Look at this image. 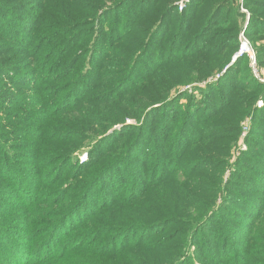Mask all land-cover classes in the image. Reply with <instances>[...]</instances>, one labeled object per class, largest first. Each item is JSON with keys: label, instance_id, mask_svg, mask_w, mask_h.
I'll return each instance as SVG.
<instances>
[{"label": "trees", "instance_id": "16d2710c", "mask_svg": "<svg viewBox=\"0 0 264 264\" xmlns=\"http://www.w3.org/2000/svg\"><path fill=\"white\" fill-rule=\"evenodd\" d=\"M51 1L0 0V178L13 180L18 170L24 171L15 164L17 153L8 142L7 132L14 124L11 118L25 122L27 130L46 124L48 112L41 108L48 83L70 78L80 69L73 88L53 87L61 93L59 100L46 105L47 109L77 111L83 104L99 107L94 116L86 117L99 131H77V142L91 138L89 158L79 166L80 171L102 164L90 188L99 180L107 186L119 172L120 189L114 187L109 205L117 208L124 204L136 211L140 203L135 201L146 197L148 190L176 184L178 178L186 182L201 174L198 176L205 184L194 194L186 185L183 190L173 188L171 196H164L173 199L152 202L153 207L147 210L152 217L148 224L144 219L134 224L136 230H170L156 241L155 250L165 252L156 264H197L190 255L192 250L195 257L210 264H264V107L257 106L260 100L264 102V85L253 78L248 55L233 63L231 60L241 48L239 19L244 21L246 16L232 0H189L183 12L178 10L181 0H94L89 9L92 15L67 27L64 22L77 18L71 15L77 3L66 0L63 9L55 5L49 13ZM244 5L250 14L244 36L258 65L264 68V47L255 44L256 37L264 38V0H244ZM59 11L62 22L56 20ZM65 12L72 20H65ZM55 20L57 26L51 24L52 31L45 30V23ZM134 30L141 41H132ZM122 43H132L133 50L123 56L129 58L126 62L122 57L113 65L114 48ZM214 69L220 77L201 88L203 98L197 100L189 92L161 97L164 90L188 81L190 76H205ZM43 81L39 106L30 90ZM138 93L141 103L150 99L158 102L143 113L117 107L123 98ZM18 108L33 112L34 121L15 114ZM248 116L252 118L246 138L248 150L226 169V158L240 136L239 124ZM128 120L137 122L130 124ZM31 133L39 143L50 141L42 132ZM119 142H129L123 155L115 150ZM132 162L139 167L133 181L123 175ZM226 170L229 175L225 180V175L217 172L224 174ZM139 175L145 176L144 189L137 185ZM213 177L220 179L219 185L210 184ZM90 190L85 201L63 216L44 248L30 252L21 238L20 243L12 244L11 261L0 257V264H41L63 258L56 244H66L62 240L66 228L73 227L70 223L76 217L88 219L97 211L98 202L89 196ZM20 191L23 202L31 203L32 186L27 184Z\"/></svg>", "mask_w": 264, "mask_h": 264}, {"label": "rangeland", "instance_id": "374dc122", "mask_svg": "<svg viewBox=\"0 0 264 264\" xmlns=\"http://www.w3.org/2000/svg\"><path fill=\"white\" fill-rule=\"evenodd\" d=\"M53 1L48 4L49 13H51L50 9L53 10L55 5H57L60 10L63 9L62 5L66 0ZM183 1L184 0H181L178 3L179 12H183L189 3V0H187V2L185 0V6L181 9L180 4ZM232 1L233 5L239 9L240 13L246 16L244 21L236 18L240 21L238 34L241 32L239 36V41L241 42L242 37H245L244 29L249 23L250 14L249 10L245 8L244 0ZM73 2L77 3V7L75 6L71 10V15L77 16V18L72 20L70 19V15L65 12V20H72L70 23L64 22V26L67 27L74 24L76 20L88 19L93 13L92 10L89 9L91 4L94 5V0H73ZM56 20L62 22L61 11H59V14L57 13ZM56 20L52 23L46 22L45 30L51 32L52 28L49 25L54 24L57 26ZM225 27H227V25L221 28ZM137 33L138 31L134 30L130 36L134 42L141 41ZM255 39L257 47H264V38L256 37ZM131 44L132 43L125 45L122 43L114 48L116 56L113 58V65H118L121 58L128 53L127 51L133 50V47L130 48ZM73 48L77 49V46ZM251 48L254 54V60L250 55H248V57L252 76L260 84L264 85V68L258 65L255 51L253 47ZM242 51L246 50L243 49ZM235 56H232L231 60L234 59ZM128 59L127 56L123 57L125 62ZM51 63L53 62L51 61ZM253 63L257 76L252 67ZM76 66L77 65H75L74 68ZM88 67H90L89 64ZM64 69L65 68H63V70ZM212 72L214 73L210 76ZM212 72L205 76L199 74H196L194 77L190 76L188 81L178 83L164 90L161 97L167 99L171 96L181 94L182 92H189L192 97L199 100L204 97L201 88H204L209 83L217 81L220 77L216 69ZM77 75H80V69L77 71V74L70 78H55L48 83L49 88L45 90L42 102L45 105L43 109L41 108V110H47L48 122L46 124H40V128L31 127L27 130L25 122L15 121L11 118L14 124L9 128L11 132H7V136L9 137L8 142L12 144L17 153L18 162L14 163L24 169V171L18 170L16 174L18 177H12L13 180H10L11 178L9 177L0 178V240L3 243L0 245V249H2L0 250V257L3 258L5 256V259L8 258V261H11L14 257L11 254L12 244H16V242L20 243L19 240L21 238H23L21 243H24V247L29 245L28 250L30 252H35L38 247L41 249L44 248L43 245L46 244L47 238L51 236L53 231H56L63 216L67 214L70 209L76 207L81 200L85 201L84 195L86 191L91 189L89 191V196L94 197L93 199L98 202L96 204L97 211L88 219H77L76 217L72 223H70V226L73 227L66 228L67 230H65L62 235V240L64 239L66 244L64 246L60 244L61 242L56 244L64 255L63 258L59 260L55 258V261L51 259L49 262L41 264H156V259L159 258V260L162 261L161 256L165 253L155 250V245H158L156 241L159 242L161 241L159 240L161 237L170 234V230L160 232L159 230L153 229L147 230L150 229L148 227L147 229L136 230L137 228H135L136 226L134 224L141 223L138 221L142 219L148 224V221H151L149 218L152 217L147 215V210L153 207L152 202L155 200L167 203L173 198L166 199L164 196H171L173 188L174 191L176 188L178 190H183V185H186L193 194L196 192L195 189L201 191L205 186L204 182L200 180L201 176H198L201 174L193 175L194 180L189 179L186 180V182H180L182 178H178L179 181L176 184H165L158 189L148 190L146 197L135 201L136 203H140L136 211L133 209L128 210L127 206H124V204H120L117 208H114L113 205H109L108 199L112 196L114 187H117L118 190L120 189L119 183L122 174L118 172L114 175L116 178L109 179L107 186L101 184V180H99L97 185H93L90 188L93 181L92 179L102 164H92L85 171H80L79 168L80 165V167H83L88 161V150L90 149L91 138L84 142H77V131H85L84 133L89 130H91V132L99 131V129L95 127V124H91L86 118L88 115L91 116L93 112H96L97 109L99 110V107L97 105L83 104L80 111L68 108L60 110L51 106V109L50 107L47 109V105L55 104L59 100L61 94H59V90L55 91L52 90V88H73V81L77 78ZM92 76L93 75L90 74V77ZM165 77L169 78L170 75H165ZM166 78H163V80H167ZM44 84L45 81L37 85L35 84L33 89L30 90L34 95L35 104L39 106H41L40 96L44 90ZM140 93L144 95V91ZM142 100L143 98L139 93L134 96L131 94L129 98H123V103L117 105V107H122L123 110L124 108L129 110L139 109V113L140 110L141 113H143L146 110H150L149 105L158 102L154 99H150L147 103H141ZM186 101H183V104H185ZM260 102H262V104ZM257 106L258 108L264 107V102L260 100L257 102ZM16 113H21L22 117H26L27 115L28 117H26V119L34 121L35 116L31 111L24 112L18 108L15 111V114ZM127 122L136 124L137 121L128 120ZM251 123L252 118L248 116L239 124L241 129L240 136L238 141L233 144L230 155L226 158L228 163L226 169H229L230 165L236 162L240 153H245L248 150L246 138L250 132ZM119 128L120 127H117L116 129ZM6 131H8V129ZM111 131L112 130L108 133H111ZM31 132H42L50 141L47 142L43 140L44 142L39 143L40 139L34 136L31 137ZM89 136L92 137L93 135ZM128 144L129 142L124 145L123 142H119V146L115 150L123 155L125 151L124 147L128 146ZM128 166V172L126 173L124 170L123 175L127 180L133 181L139 167H137L134 162L130 163ZM217 173L225 175V180L229 175L228 170H226L224 174L223 172ZM117 177H120V179ZM137 181L138 187L143 188L146 186L145 176L139 175ZM219 182V178L213 177L210 179L211 185H219ZM26 183L32 186L34 194L32 202L27 204L23 202L24 199L19 195L21 194V187H24V189L25 186L27 187ZM87 202H89V199H87ZM141 244H144V246L135 250L136 247L142 246ZM132 245L135 247L133 246V248ZM190 255L194 257L197 264H210L209 262H203L199 257H195L194 250L191 251ZM20 264H22V262H20Z\"/></svg>", "mask_w": 264, "mask_h": 264}, {"label": "built area", "instance_id": "2783aa9c", "mask_svg": "<svg viewBox=\"0 0 264 264\" xmlns=\"http://www.w3.org/2000/svg\"><path fill=\"white\" fill-rule=\"evenodd\" d=\"M187 2V0H186ZM185 0L180 4V7L181 9H183V7L185 6ZM241 48H240V52L238 53L239 54V57L244 55V54H247V55H250V57L254 60V54H253V51H252V48L250 46V43L249 41L245 38V37H242L241 39ZM243 49H245L246 51H242ZM254 68V73L255 75L257 76L256 72H255V66H254V63H253V66ZM262 104V102H260Z\"/></svg>", "mask_w": 264, "mask_h": 264}, {"label": "water", "instance_id": "95a60500", "mask_svg": "<svg viewBox=\"0 0 264 264\" xmlns=\"http://www.w3.org/2000/svg\"><path fill=\"white\" fill-rule=\"evenodd\" d=\"M239 57V54H237L234 59H233V62H235L237 60V58Z\"/></svg>", "mask_w": 264, "mask_h": 264}]
</instances>
